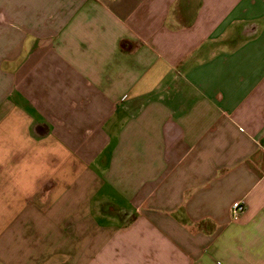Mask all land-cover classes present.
Returning a JSON list of instances; mask_svg holds the SVG:
<instances>
[{"label":"crops","instance_id":"crops-1","mask_svg":"<svg viewBox=\"0 0 264 264\" xmlns=\"http://www.w3.org/2000/svg\"><path fill=\"white\" fill-rule=\"evenodd\" d=\"M0 159V264H264V0H0Z\"/></svg>","mask_w":264,"mask_h":264},{"label":"built area","instance_id":"built-area-1","mask_svg":"<svg viewBox=\"0 0 264 264\" xmlns=\"http://www.w3.org/2000/svg\"><path fill=\"white\" fill-rule=\"evenodd\" d=\"M246 209L247 207L244 201H236L235 203H233L230 210L231 218L233 220H238L241 215L245 213Z\"/></svg>","mask_w":264,"mask_h":264},{"label":"clouds","instance_id":"clouds-1","mask_svg":"<svg viewBox=\"0 0 264 264\" xmlns=\"http://www.w3.org/2000/svg\"><path fill=\"white\" fill-rule=\"evenodd\" d=\"M0 163H3V160L2 159H0ZM43 202V201H42Z\"/></svg>","mask_w":264,"mask_h":264}]
</instances>
